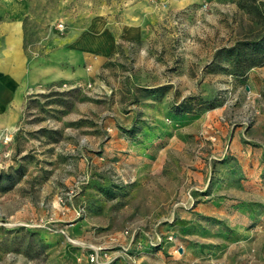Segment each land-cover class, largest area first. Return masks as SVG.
<instances>
[{
  "label": "rangeland",
  "instance_id": "rangeland-1",
  "mask_svg": "<svg viewBox=\"0 0 264 264\" xmlns=\"http://www.w3.org/2000/svg\"><path fill=\"white\" fill-rule=\"evenodd\" d=\"M1 6L26 73L0 105V264H264V62L231 53L264 46V0Z\"/></svg>",
  "mask_w": 264,
  "mask_h": 264
},
{
  "label": "crops",
  "instance_id": "crops-1",
  "mask_svg": "<svg viewBox=\"0 0 264 264\" xmlns=\"http://www.w3.org/2000/svg\"><path fill=\"white\" fill-rule=\"evenodd\" d=\"M4 8L3 6L0 7V14ZM11 10L14 21H0V105L5 102V93L15 89L26 73V56L22 43L20 22L22 11L18 7L14 10L11 7ZM5 73H9L7 77H5ZM174 226V230L177 232L178 228L183 227L177 222ZM197 260H199V253L189 249L186 256L179 262L180 264H193ZM173 263L176 264L177 261L173 260Z\"/></svg>",
  "mask_w": 264,
  "mask_h": 264
},
{
  "label": "trees",
  "instance_id": "trees-1",
  "mask_svg": "<svg viewBox=\"0 0 264 264\" xmlns=\"http://www.w3.org/2000/svg\"><path fill=\"white\" fill-rule=\"evenodd\" d=\"M239 44L231 47V53H233L232 73L243 75L247 68L264 62V46L258 41H249L244 43L247 47L245 49L240 47ZM257 52L261 55H256Z\"/></svg>",
  "mask_w": 264,
  "mask_h": 264
},
{
  "label": "built area",
  "instance_id": "built-area-1",
  "mask_svg": "<svg viewBox=\"0 0 264 264\" xmlns=\"http://www.w3.org/2000/svg\"><path fill=\"white\" fill-rule=\"evenodd\" d=\"M97 256H98L97 253H93V252L90 253V255H89L90 261H93V262L95 261L96 262ZM218 264H224V263L222 261H219Z\"/></svg>",
  "mask_w": 264,
  "mask_h": 264
}]
</instances>
